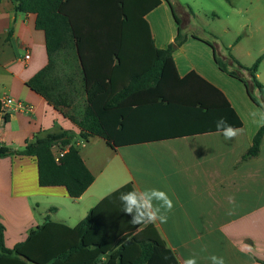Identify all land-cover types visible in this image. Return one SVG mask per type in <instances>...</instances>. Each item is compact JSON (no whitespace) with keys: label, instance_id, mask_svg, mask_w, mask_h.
I'll use <instances>...</instances> for the list:
<instances>
[{"label":"crops","instance_id":"crops-1","mask_svg":"<svg viewBox=\"0 0 264 264\" xmlns=\"http://www.w3.org/2000/svg\"><path fill=\"white\" fill-rule=\"evenodd\" d=\"M211 1L206 0V10L217 16L221 32L210 18L198 26L183 7L182 19L177 17L173 0H162L146 19L160 49L180 32L186 36L173 52L180 76L195 72L219 89L242 120L243 134L225 141L214 131L113 149L100 137L81 138L76 124L29 87L49 62L46 35L37 28L35 13L19 12L12 0H0V99L12 97L31 108L1 116L0 146L22 150L28 141L69 131L95 176L88 190L73 199L64 186L40 185L35 157L1 158L0 222L7 248L25 241L48 219L77 226L106 196L132 183L137 191H165L172 200L167 222L153 225L180 264L192 256L197 264H212L213 255L224 264L264 261V136L259 155L242 160L264 125V94L252 88L256 104L246 85L217 61L251 81L241 66L252 67L262 57L256 77L264 86V0H225V5L218 0L216 7ZM94 141L100 145L90 148ZM244 245L251 250L242 251Z\"/></svg>","mask_w":264,"mask_h":264},{"label":"trees","instance_id":"trees-1","mask_svg":"<svg viewBox=\"0 0 264 264\" xmlns=\"http://www.w3.org/2000/svg\"><path fill=\"white\" fill-rule=\"evenodd\" d=\"M12 1L19 12L35 13L37 28L46 35L49 62L29 87L76 124L81 138L100 137L116 149L214 132L221 117L242 127L219 89L195 72L180 76L173 52L186 36L180 32L167 48L156 46L146 17L162 0ZM62 52L76 54L77 70L59 77L57 57ZM217 61L222 71L246 85L259 104L252 88L264 94L256 77L262 57L252 67L241 66L251 81ZM75 94L85 100L79 118L65 110L74 105ZM263 136L264 125L243 161L259 155ZM58 142L69 146L60 163L52 152ZM12 155L35 157L40 185L64 186L73 199L95 181L69 131L28 141L22 150L0 146V159ZM133 190L128 183L112 192L75 227L48 219L12 249L5 245L6 229L0 222V264H180L153 224L129 223L131 216L122 211L119 196Z\"/></svg>","mask_w":264,"mask_h":264},{"label":"clouds","instance_id":"clouds-1","mask_svg":"<svg viewBox=\"0 0 264 264\" xmlns=\"http://www.w3.org/2000/svg\"><path fill=\"white\" fill-rule=\"evenodd\" d=\"M217 133L222 135L225 141H231L243 134V129L233 127L226 119L221 117L216 121ZM123 208L122 211L131 216L130 224L137 226L141 224H155L157 221L166 223L167 212L171 211L173 202L165 191L151 188L143 191H129L119 196ZM231 202V201H230ZM251 250L250 245H244L241 249ZM212 264H224L222 257L215 255L210 257ZM184 264H197L196 257H189Z\"/></svg>","mask_w":264,"mask_h":264},{"label":"rangeland","instance_id":"rangeland-1","mask_svg":"<svg viewBox=\"0 0 264 264\" xmlns=\"http://www.w3.org/2000/svg\"><path fill=\"white\" fill-rule=\"evenodd\" d=\"M174 6L176 8L177 17L182 19V7L186 10L191 16H193V22L198 24V26H204V22H207L208 18L211 19V22L214 24V27L218 32H221L222 25L220 21L217 20V16H213L208 13L206 10V0H173ZM223 5L226 4L225 0H220ZM218 0H212V6H217ZM238 1V0H234ZM248 2V0H247ZM188 21V20H187ZM186 21V22H187ZM76 54L69 52H62L57 57V68H56V76H63V74H72L77 70V62H76ZM74 96V105L70 109H65L70 115L80 117L84 111L85 100L82 95L75 94ZM82 140V139H81ZM100 144L93 142L90 148L98 147Z\"/></svg>","mask_w":264,"mask_h":264},{"label":"built area","instance_id":"built-area-1","mask_svg":"<svg viewBox=\"0 0 264 264\" xmlns=\"http://www.w3.org/2000/svg\"><path fill=\"white\" fill-rule=\"evenodd\" d=\"M26 58H30V55H26ZM15 109L30 110L31 108L28 107V105H25L23 102L17 101L12 97H5L0 99L1 116ZM68 149L69 146H64L60 142L54 144V146L52 147V152L56 162L60 163L61 159L64 157Z\"/></svg>","mask_w":264,"mask_h":264}]
</instances>
